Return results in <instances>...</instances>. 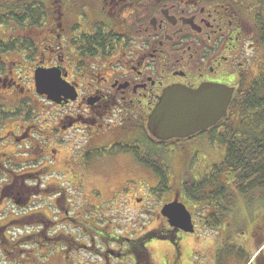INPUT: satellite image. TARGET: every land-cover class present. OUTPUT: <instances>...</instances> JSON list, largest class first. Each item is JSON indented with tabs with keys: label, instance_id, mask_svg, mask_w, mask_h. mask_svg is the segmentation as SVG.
<instances>
[{
	"label": "flooded vegetation",
	"instance_id": "flooded-vegetation-1",
	"mask_svg": "<svg viewBox=\"0 0 264 264\" xmlns=\"http://www.w3.org/2000/svg\"><path fill=\"white\" fill-rule=\"evenodd\" d=\"M45 5V21L32 32L0 36V169L12 165L1 151L6 145L30 155L46 174L57 163L93 167L129 158L136 168H148L165 152L196 153L211 145V132L222 136L224 128L185 139L153 138L148 120L164 92L207 84L237 92L264 81L263 15L244 7L243 0H49ZM251 19L255 28L248 25ZM38 70L58 72L67 95L75 98L62 96L57 103L40 94ZM7 122L13 130L5 131ZM24 175L14 172L2 181L25 184ZM182 193L165 204L181 202ZM213 206L204 209L205 221L188 209L192 232L167 223L141 228L137 236L136 230L108 226L100 230L106 241L103 252L96 250L97 264H264V227L237 234L233 243L227 224L233 209ZM249 236L259 247L254 257L244 244Z\"/></svg>",
	"mask_w": 264,
	"mask_h": 264
},
{
	"label": "rangeland",
	"instance_id": "rangeland-1",
	"mask_svg": "<svg viewBox=\"0 0 264 264\" xmlns=\"http://www.w3.org/2000/svg\"><path fill=\"white\" fill-rule=\"evenodd\" d=\"M81 1L84 0H76L77 3ZM243 2L244 7H249L251 12L256 9L261 11L264 23V0H243ZM248 25L255 28L252 19L249 20ZM22 33L14 25L0 27V36L4 34L12 37ZM36 106L39 109L43 107L41 103H37ZM11 124L6 123L5 131L13 130L10 128ZM1 151L7 153L6 157L11 159L12 165L10 163L6 165L8 170L0 169V181L7 180V177L10 178L16 172L25 174V177H22L26 183L24 184L22 180L17 184L9 185L0 182V236L6 237L5 241L0 238V264L73 262L67 260V256L72 257L69 259L75 262L76 259H80L77 264L80 262L97 264L100 257L96 254V250L103 252L106 241L100 231L102 228L117 227V230L130 234L132 230H136L135 234L140 236L141 228L144 230L145 227L167 224L165 217L160 219L162 204L171 201L176 193H182L185 182L199 181L203 176L212 173L213 167L220 165L226 154L225 146L215 144L213 141L208 148L197 150L199 152L196 153L168 152L166 162L170 168V191L159 197L153 192L160 184L159 178L150 169L136 168L130 164L129 158L126 159L127 163L120 165L103 162L93 167L57 163L46 174L30 155H19V151L8 145ZM77 154H74L75 161ZM65 155L69 159L71 150ZM184 155L187 157L184 158ZM4 159L5 157L1 160ZM70 160L72 161V157ZM59 185L67 190L64 198L58 194L60 191L49 189L50 186ZM182 194H180L181 202L190 211L195 210L197 220L205 221L204 209L210 208L207 203L197 201V196L194 200ZM203 194L208 195L209 192L207 193L206 190ZM258 195L256 193L252 198L251 195L233 193L230 204L233 211L227 218V224H230L228 230L234 235L233 243H237L238 235H249L257 225L263 223L264 226V202L258 198ZM60 198L62 199L59 206ZM35 213H45L55 222L54 225L52 223L45 225L47 229L42 238L40 231L44 229L41 226L43 224L20 226L12 223ZM75 220L81 222V225H76ZM64 235L72 237L81 248L69 251L59 246L53 247L52 250V246L47 245L51 241L45 237L51 240ZM254 242V238L249 236L244 243L252 257L259 250Z\"/></svg>",
	"mask_w": 264,
	"mask_h": 264
},
{
	"label": "trees",
	"instance_id": "trees-1",
	"mask_svg": "<svg viewBox=\"0 0 264 264\" xmlns=\"http://www.w3.org/2000/svg\"><path fill=\"white\" fill-rule=\"evenodd\" d=\"M47 1L49 0H0V27L14 25L23 33L31 32L45 21ZM260 41L264 47V23L260 29ZM262 81L259 80L257 82L259 84L254 87L246 90L240 89L236 92L228 110V116L219 124V127L224 128L225 134L220 136V132H211V140L213 142L217 140L225 146L224 159L220 165L213 167L212 173L203 176L201 180L183 184L182 192L188 197L195 200L197 196V201H205L208 207H214V204L226 211L231 209L233 193L251 195L252 198L258 193V198L264 202V81L263 83ZM216 129L219 128L216 127ZM165 156L164 154L163 159L156 163L157 165H150L146 161L147 169H150L160 180L159 186L153 190L160 197L170 191V168ZM49 189L60 191L58 194L63 198L66 196L67 190L63 186H50ZM206 190L207 193L209 192L208 195L203 194ZM61 199L58 200L59 206ZM75 221L76 225H81V222ZM12 223L20 226L43 224L41 226L44 229L40 231L42 232L40 233L41 238L47 229L45 225L55 224L45 213H35ZM260 225L263 226V223ZM0 238L2 241L6 240L4 236ZM45 239L51 241L47 245H51L52 250L53 247L59 246L69 251L81 248L72 237L65 235L51 238V240L47 237ZM69 258L67 256V260L73 261L67 262L69 264H77L76 262L80 261L76 259L75 262V260H70L72 257Z\"/></svg>",
	"mask_w": 264,
	"mask_h": 264
},
{
	"label": "water",
	"instance_id": "water-1",
	"mask_svg": "<svg viewBox=\"0 0 264 264\" xmlns=\"http://www.w3.org/2000/svg\"><path fill=\"white\" fill-rule=\"evenodd\" d=\"M38 92L61 103L62 96L69 90L58 72H36ZM67 92V93H66ZM235 89L226 85L207 84L197 90L183 86L167 89L148 120V131L156 139L168 141L188 138L216 126L227 116ZM162 215L172 226H179L185 232L193 231L192 216L182 203L176 200L162 209Z\"/></svg>",
	"mask_w": 264,
	"mask_h": 264
}]
</instances>
